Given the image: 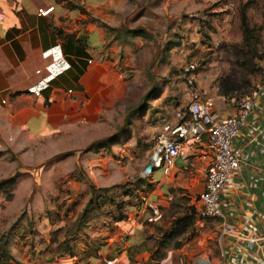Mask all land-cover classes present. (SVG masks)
I'll return each mask as SVG.
<instances>
[{
    "label": "rangeland",
    "instance_id": "374dc122",
    "mask_svg": "<svg viewBox=\"0 0 264 264\" xmlns=\"http://www.w3.org/2000/svg\"><path fill=\"white\" fill-rule=\"evenodd\" d=\"M56 2L74 9L63 25L84 43L90 29L95 42L103 35L93 56L146 90L131 105L102 98L98 116L49 122L34 136L0 131V264H210L217 221L195 213L203 160L144 169L160 112L187 97L183 67L195 65L192 83L208 76L220 95L250 94L262 80L237 50L246 17L263 52L264 0Z\"/></svg>",
    "mask_w": 264,
    "mask_h": 264
},
{
    "label": "crops",
    "instance_id": "0c3cea01",
    "mask_svg": "<svg viewBox=\"0 0 264 264\" xmlns=\"http://www.w3.org/2000/svg\"><path fill=\"white\" fill-rule=\"evenodd\" d=\"M49 5L53 9L48 14H38L39 7ZM73 13L74 9L56 0H0V131L17 129L24 136H34L30 132L49 122L60 125L71 118L80 122L98 116L105 97L124 106L140 101L146 88L123 80L115 61L93 56L103 35L95 42V30L90 29L84 43L79 35L82 31L70 32L63 25V19H70ZM138 92L141 95L132 100ZM212 110L223 116L236 109L218 94ZM249 118L251 127L237 137L244 162L222 193L221 209L229 233L242 230L248 219L264 227V96L255 103ZM195 146L200 147L198 152ZM185 147V155L176 164L197 155L205 169L210 156L206 141ZM255 169L260 178L253 176ZM221 219H215L219 257H208L210 264H264L260 255L248 257L243 241L229 233L220 246Z\"/></svg>",
    "mask_w": 264,
    "mask_h": 264
},
{
    "label": "built area",
    "instance_id": "2783aa9c",
    "mask_svg": "<svg viewBox=\"0 0 264 264\" xmlns=\"http://www.w3.org/2000/svg\"><path fill=\"white\" fill-rule=\"evenodd\" d=\"M52 9L53 5L41 6L38 8V14L46 15ZM255 60L262 73V80L250 94L241 95L236 91L222 94L226 102L236 109L235 112L223 116L215 115L212 110L219 84L213 83L211 78L208 80V76L203 78L201 75H198V83L193 84L191 77L186 73L191 72L190 67L195 68V65L183 67V83L186 84L187 97L182 99L181 107L164 114L160 112L151 151L152 169H144V175L153 173L157 168L168 174L177 159L185 155V144L191 146L202 140L206 141L210 156L203 173V189L198 194L196 216L199 219L222 218L218 236L220 246L222 238L229 233L221 209L222 193L232 174L239 170L244 162V154L237 143V137L251 127V110L264 96V59ZM254 171L253 176L260 178V171ZM229 234L243 241L248 257L256 259L260 255L264 258V227L257 220L248 219L242 230L233 229ZM64 261L65 258L60 260L61 264L65 263Z\"/></svg>",
    "mask_w": 264,
    "mask_h": 264
},
{
    "label": "trees",
    "instance_id": "16d2710c",
    "mask_svg": "<svg viewBox=\"0 0 264 264\" xmlns=\"http://www.w3.org/2000/svg\"><path fill=\"white\" fill-rule=\"evenodd\" d=\"M241 29H242V39L240 42V47L238 48L237 52L239 53V55H241L243 57V59H247L254 57L258 58V59H264L263 55H264V42L262 44L263 47V52L260 53L259 52V47L257 46L258 43H262V41L256 37V34L254 33V31L252 30V28L249 26V24L247 23L246 17H242L241 18ZM242 59V60H243ZM6 181H2L0 182V187L4 186L3 183H5ZM195 213H196V209H195Z\"/></svg>",
    "mask_w": 264,
    "mask_h": 264
},
{
    "label": "water",
    "instance_id": "95a60500",
    "mask_svg": "<svg viewBox=\"0 0 264 264\" xmlns=\"http://www.w3.org/2000/svg\"><path fill=\"white\" fill-rule=\"evenodd\" d=\"M146 169H148V170H151L152 169V163L151 162L147 163Z\"/></svg>",
    "mask_w": 264,
    "mask_h": 264
}]
</instances>
